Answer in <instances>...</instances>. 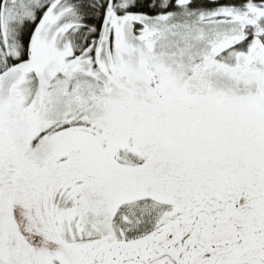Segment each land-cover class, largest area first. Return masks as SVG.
I'll list each match as a JSON object with an SVG mask.
<instances>
[{
    "label": "snow or ice",
    "instance_id": "snow-or-ice-1",
    "mask_svg": "<svg viewBox=\"0 0 264 264\" xmlns=\"http://www.w3.org/2000/svg\"><path fill=\"white\" fill-rule=\"evenodd\" d=\"M0 264H264V0H0Z\"/></svg>",
    "mask_w": 264,
    "mask_h": 264
}]
</instances>
